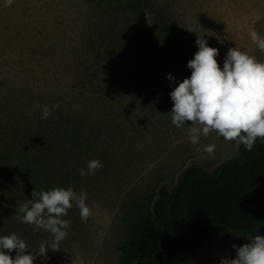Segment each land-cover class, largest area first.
I'll use <instances>...</instances> for the list:
<instances>
[{
  "label": "rangeland",
  "instance_id": "rangeland-1",
  "mask_svg": "<svg viewBox=\"0 0 264 264\" xmlns=\"http://www.w3.org/2000/svg\"><path fill=\"white\" fill-rule=\"evenodd\" d=\"M117 1L124 0H12L11 5L0 0V165L21 148H41L46 140L32 139L38 130H54L56 150L49 156L55 164L53 180L77 193L84 190L92 210L85 222L73 202L64 217L71 221L69 235L58 250L47 249V258L37 255L34 264H73L74 259L119 264L123 211L130 200L156 193L162 185L172 190L192 163L213 171L239 154L238 141L210 132L194 145L188 138L190 122L179 128L172 124L170 93L190 77L191 69L158 65L152 51L155 38L148 32L137 47L133 38L139 20L133 18L134 11L116 13L112 2ZM156 2L175 26L171 33L187 52L186 63L198 50V36L218 49L221 68L235 46L264 61L253 40L264 37V0ZM143 20L147 30L149 16ZM250 36L251 52L246 43ZM169 73L174 81L167 78ZM57 103L51 117L43 119L41 106L51 109ZM208 144L216 146L214 155L203 151ZM91 159H99L102 167L81 176L78 169L87 171ZM27 178L25 190L32 199L34 190H42V181L30 173ZM4 186L0 214L17 215L22 202L11 204ZM10 228L33 254V248L53 239L50 232L20 220L3 226L0 233ZM257 234L264 236V228L225 232L186 264L235 258L233 245L242 246ZM9 254L15 258L16 250Z\"/></svg>",
  "mask_w": 264,
  "mask_h": 264
},
{
  "label": "trees",
  "instance_id": "trees-1",
  "mask_svg": "<svg viewBox=\"0 0 264 264\" xmlns=\"http://www.w3.org/2000/svg\"><path fill=\"white\" fill-rule=\"evenodd\" d=\"M128 1L134 0L112 2V8L116 13L134 11L133 18L139 20L133 38L137 47L142 45L140 37L148 32L155 38L152 51L158 65L166 62L172 65L173 71L189 69L185 62L187 52L171 33L175 26L169 15L161 14L156 0V3L139 0L134 5ZM147 15L151 23L148 21L145 30L147 19L143 18ZM113 21L118 20L114 17ZM25 134L27 137L28 133ZM54 136V130L50 133L38 130L32 139L46 140L41 148L37 146L31 151L21 148L17 155L6 156L0 165V186L5 185L3 191L11 204L31 200L30 190H25L28 173L35 181H42V190L62 187L63 182L53 180L55 164L49 158L56 150ZM17 215L0 214V229L17 221ZM123 220L119 264H186L225 232H253L264 228V142L257 139L251 151L241 143L239 154L213 171L190 164L172 190L162 185L156 193L130 200L124 207ZM10 230H2L0 236L12 234Z\"/></svg>",
  "mask_w": 264,
  "mask_h": 264
},
{
  "label": "clouds",
  "instance_id": "clouds-1",
  "mask_svg": "<svg viewBox=\"0 0 264 264\" xmlns=\"http://www.w3.org/2000/svg\"><path fill=\"white\" fill-rule=\"evenodd\" d=\"M12 0H6L11 5ZM149 21V20H148ZM151 23V22H149ZM254 43L264 52V37L255 36ZM198 50L187 63L191 69L190 77L180 81L170 93L173 107L170 110L172 124L181 127L190 122L188 138L192 144H198L200 137L216 132L228 141L242 143L251 151L257 141L264 142V61L256 59L247 51L235 46L229 48L221 68L217 48L209 46L204 38L196 40ZM167 78L174 81L171 73ZM42 105V118L51 117L52 111ZM215 145H205L203 151L214 155ZM197 151H200L197 148ZM102 164L99 159L87 161V171L78 169L81 176L94 174ZM87 193H77L72 187H54L49 191H33L32 199L19 206L17 219L22 223L44 229L52 234V241L41 243L27 252L29 246L16 233L0 236V264H34L36 256L47 258V249L58 250L60 242L69 232L71 221L64 219L73 202L80 211V217L87 221L92 214L86 203ZM249 242L242 246L233 245L235 258H223L220 264H264V236L251 235ZM38 249V250H37ZM16 250L13 258L9 253ZM73 264H84L82 259H74Z\"/></svg>",
  "mask_w": 264,
  "mask_h": 264
},
{
  "label": "crops",
  "instance_id": "crops-1",
  "mask_svg": "<svg viewBox=\"0 0 264 264\" xmlns=\"http://www.w3.org/2000/svg\"><path fill=\"white\" fill-rule=\"evenodd\" d=\"M248 30H251V29H248ZM247 45L249 46V51L251 52V49H252V42H251V36L249 37V39L246 41Z\"/></svg>",
  "mask_w": 264,
  "mask_h": 264
}]
</instances>
